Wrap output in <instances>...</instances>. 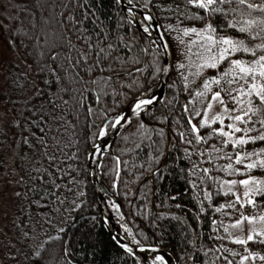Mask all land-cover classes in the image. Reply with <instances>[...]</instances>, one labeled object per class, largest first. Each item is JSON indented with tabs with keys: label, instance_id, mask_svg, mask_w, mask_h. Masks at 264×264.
I'll return each mask as SVG.
<instances>
[{
	"label": "trees",
	"instance_id": "1",
	"mask_svg": "<svg viewBox=\"0 0 264 264\" xmlns=\"http://www.w3.org/2000/svg\"><path fill=\"white\" fill-rule=\"evenodd\" d=\"M132 1L154 14L173 54L175 39L189 30L234 42L213 67L228 110L238 107L244 88L252 90L237 132L243 140L233 143L220 121L202 124L191 115L175 63L148 123L138 117L105 156L106 187L139 242L169 246L178 264H242L248 254L264 264V232L247 243L229 233L244 216L264 219V75L245 77L264 68V0ZM0 28L27 63L9 76L8 119L0 126V174L18 190L2 264H147L106 229L89 150L132 101L156 90L163 74L158 47L118 0H0ZM40 31L46 46L38 52ZM235 178L256 183L252 203L224 190Z\"/></svg>",
	"mask_w": 264,
	"mask_h": 264
},
{
	"label": "rangeland",
	"instance_id": "2",
	"mask_svg": "<svg viewBox=\"0 0 264 264\" xmlns=\"http://www.w3.org/2000/svg\"><path fill=\"white\" fill-rule=\"evenodd\" d=\"M56 3V2H55ZM54 3V4H55ZM57 7V5L55 4ZM43 5H41V8ZM26 9L28 7H25ZM21 9V11L26 10ZM19 16V13L17 12ZM24 17V16H23ZM35 19L38 20V13H35ZM41 25V31H43ZM24 31L28 27L22 25ZM38 33L39 38L35 39L36 49L40 50L46 46V41ZM171 47V45H170ZM173 46L171 47L172 50ZM236 49L234 42L229 37H218L210 31L189 30L185 34L177 37L174 42V54L172 51L173 65L176 63L179 72L184 76V85L189 95V110L193 117L200 116L202 124L220 121L222 123L221 132L228 141L239 143L243 139L237 136L240 123L245 121V111L248 110L250 103L251 88L246 87L241 93L239 105L233 111L228 110L221 101L218 87L220 80L213 67L231 54ZM27 63L12 42L6 39L0 28V126L8 119L7 113V93L8 79L14 69H26ZM72 66V64H71ZM253 75H264V68L258 67L245 71V77ZM256 89L254 88L253 91ZM227 119V120H226ZM228 127H227V124ZM108 135V130L103 129L100 139ZM5 152L0 150V172L5 166ZM6 181L0 174V264L2 253V244L6 236V224L10 217L14 216L18 190ZM224 190L234 195L240 203H252V195L257 190L256 183L250 179H231L224 183ZM112 208V214H116L122 219L119 207L115 208L114 202L109 201ZM122 223V220H121ZM264 232V219L262 217H247L233 222L229 226L231 238L236 242L247 243L255 238L257 234ZM8 238V235H7ZM163 256V255H161ZM158 261L159 264H166L159 256H150ZM165 257V256H163ZM168 260V259H167ZM148 264H152L147 262ZM169 264V260L168 263ZM242 264H253L252 256L246 255L242 259Z\"/></svg>",
	"mask_w": 264,
	"mask_h": 264
},
{
	"label": "water",
	"instance_id": "3",
	"mask_svg": "<svg viewBox=\"0 0 264 264\" xmlns=\"http://www.w3.org/2000/svg\"><path fill=\"white\" fill-rule=\"evenodd\" d=\"M118 2L130 21L131 19L127 14V10H132L140 17L142 25H138L133 21L131 22L136 28L144 32L146 36L149 37L158 47L163 58V74L154 93L150 96L141 95L136 100L132 101L123 110L122 114L116 121L115 127L108 133L106 138L99 139L96 145L91 147L89 150L90 180L97 195L98 207L102 215L104 225L112 237L124 250L136 256H141L145 261L151 258L150 256L163 255L169 260V264H178L177 257L169 246H143L139 241V244L137 245L126 241L122 237L121 223H117L108 208V199H112L118 204L121 214L127 221L126 213L120 199L113 191L106 187L102 179L101 166L103 160L107 153L113 149L116 139L138 117H140L145 123H148L145 116L149 111L156 108L164 101L173 69V55L169 41L154 14L145 9L140 1L133 2L132 0H118ZM145 29H148L151 34L147 33ZM95 153L97 154V157L93 167L92 160Z\"/></svg>",
	"mask_w": 264,
	"mask_h": 264
},
{
	"label": "bare ground",
	"instance_id": "4",
	"mask_svg": "<svg viewBox=\"0 0 264 264\" xmlns=\"http://www.w3.org/2000/svg\"><path fill=\"white\" fill-rule=\"evenodd\" d=\"M128 1H130V0H128ZM127 14H128V16H129V18L131 19V21H133L134 23H137L138 25H140V24L142 23L140 17H139L135 12H133L132 10H127ZM141 25H142V24H141ZM145 31H146L147 33L151 34L150 31H149L148 29H145ZM157 96H158V95H157ZM105 138H106V136L104 135V136L102 137V139H105ZM96 157H97V154L95 153V155L93 156V160H92L93 167H94V162H95V160H96ZM113 207H115V208L118 207V205H117L116 202L114 203V206H113ZM108 208H109V210L112 212V208H111V206H110L109 203H108ZM121 229H122V237H123L126 241H128V242L131 243V244H135V245L139 244V243H138V240H137V238H136V236L134 235L133 231L131 230L130 226L128 225V223H127V221L125 220V218H124L123 215H122ZM160 258H161L166 264L168 263V260H167L166 257H163V256L160 255ZM147 261H148V262H151L152 264H158V261H157L156 259L152 258V257L149 258V259H147Z\"/></svg>",
	"mask_w": 264,
	"mask_h": 264
}]
</instances>
